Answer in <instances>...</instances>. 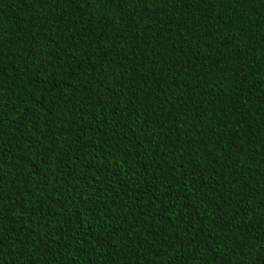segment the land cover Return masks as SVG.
I'll use <instances>...</instances> for the list:
<instances>
[{
    "label": "trees",
    "instance_id": "16d2710c",
    "mask_svg": "<svg viewBox=\"0 0 264 264\" xmlns=\"http://www.w3.org/2000/svg\"><path fill=\"white\" fill-rule=\"evenodd\" d=\"M0 264H264V0H0Z\"/></svg>",
    "mask_w": 264,
    "mask_h": 264
}]
</instances>
